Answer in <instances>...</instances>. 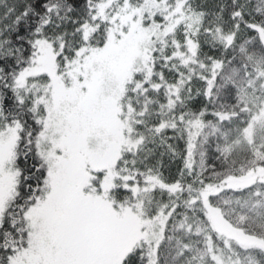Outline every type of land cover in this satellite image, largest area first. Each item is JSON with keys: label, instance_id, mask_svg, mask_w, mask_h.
<instances>
[{"label": "snow or ice", "instance_id": "obj_1", "mask_svg": "<svg viewBox=\"0 0 264 264\" xmlns=\"http://www.w3.org/2000/svg\"><path fill=\"white\" fill-rule=\"evenodd\" d=\"M0 264H264V0H0Z\"/></svg>", "mask_w": 264, "mask_h": 264}]
</instances>
